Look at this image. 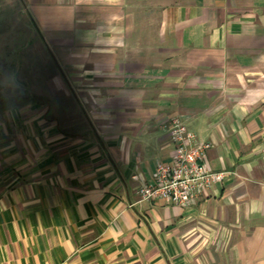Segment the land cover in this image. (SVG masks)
<instances>
[{"label":"crops","instance_id":"1","mask_svg":"<svg viewBox=\"0 0 264 264\" xmlns=\"http://www.w3.org/2000/svg\"><path fill=\"white\" fill-rule=\"evenodd\" d=\"M174 117L230 173L193 207L136 192ZM257 198L264 0H0V264H264Z\"/></svg>","mask_w":264,"mask_h":264},{"label":"built area","instance_id":"2","mask_svg":"<svg viewBox=\"0 0 264 264\" xmlns=\"http://www.w3.org/2000/svg\"><path fill=\"white\" fill-rule=\"evenodd\" d=\"M164 127L175 147L172 162L158 164L152 183L141 175L134 176L139 181L137 196L140 202L164 200L193 207L215 184L224 183L230 173L211 168L212 143L189 130L182 117L172 118Z\"/></svg>","mask_w":264,"mask_h":264},{"label":"clouds","instance_id":"3","mask_svg":"<svg viewBox=\"0 0 264 264\" xmlns=\"http://www.w3.org/2000/svg\"><path fill=\"white\" fill-rule=\"evenodd\" d=\"M247 210L251 214L264 213V198H257L249 202Z\"/></svg>","mask_w":264,"mask_h":264},{"label":"rangeland","instance_id":"4","mask_svg":"<svg viewBox=\"0 0 264 264\" xmlns=\"http://www.w3.org/2000/svg\"><path fill=\"white\" fill-rule=\"evenodd\" d=\"M2 2H3V0H2ZM13 5V4H12ZM10 43V45H9V47L10 48H12V41L11 42H9ZM7 59H8V62H7V64H12L11 62H12V60H13V56H8L7 57ZM3 74V73H2ZM4 74L6 75V77H7V79L9 80V79H12L11 78V76H12V72H4ZM10 81V80H9Z\"/></svg>","mask_w":264,"mask_h":264}]
</instances>
